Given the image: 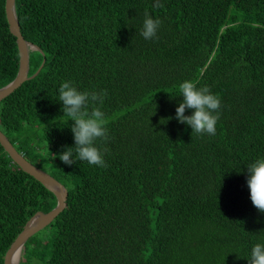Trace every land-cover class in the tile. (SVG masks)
<instances>
[{"label":"trees","instance_id":"16d2710c","mask_svg":"<svg viewBox=\"0 0 264 264\" xmlns=\"http://www.w3.org/2000/svg\"><path fill=\"white\" fill-rule=\"evenodd\" d=\"M0 0V88L19 69ZM29 76L0 129L63 183L29 264H264V0H16ZM57 205L0 144V264ZM48 239V240H47Z\"/></svg>","mask_w":264,"mask_h":264},{"label":"water","instance_id":"95a60500","mask_svg":"<svg viewBox=\"0 0 264 264\" xmlns=\"http://www.w3.org/2000/svg\"><path fill=\"white\" fill-rule=\"evenodd\" d=\"M16 0H6L5 11L6 17L9 23L11 33L17 38L18 50H19V69L17 76L13 81L0 88V101L6 98L8 95L18 89L24 82L35 77L42 69L43 64L39 67L37 72L32 76H29L30 71V52L31 50H41L36 44L27 41L21 32L19 20L16 14ZM0 144L4 150L12 158L24 172L33 176L36 180L42 183L45 188L51 191L57 198V205L50 211H37L25 224L22 231L18 234L11 246L7 250L4 256V264H19L15 263L14 257L17 253H21L26 242L49 226L55 218L62 212L67 206V200L69 191L66 186L61 183L57 178L52 176L44 169L38 167L29 161L22 152L18 151L13 145L9 137L0 129ZM22 254V253H21Z\"/></svg>","mask_w":264,"mask_h":264},{"label":"rangeland","instance_id":"374dc122","mask_svg":"<svg viewBox=\"0 0 264 264\" xmlns=\"http://www.w3.org/2000/svg\"><path fill=\"white\" fill-rule=\"evenodd\" d=\"M46 231H47V229H45V228L43 230L39 231L37 234H35V238L43 237ZM20 261H21V259H20ZM29 262H30L29 258H27V256H24L22 258V263L21 264H29Z\"/></svg>","mask_w":264,"mask_h":264},{"label":"bare ground","instance_id":"6f19581e","mask_svg":"<svg viewBox=\"0 0 264 264\" xmlns=\"http://www.w3.org/2000/svg\"><path fill=\"white\" fill-rule=\"evenodd\" d=\"M22 253V252H21ZM21 253L19 254V253H17L16 255H15V257H14V259H15V261H17V262H15V263H19V260L21 259Z\"/></svg>","mask_w":264,"mask_h":264}]
</instances>
